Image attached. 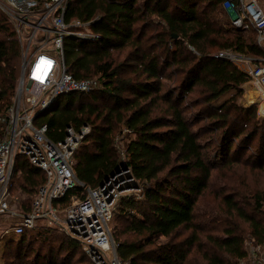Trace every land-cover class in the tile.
<instances>
[{"label":"trees","instance_id":"obj_1","mask_svg":"<svg viewBox=\"0 0 264 264\" xmlns=\"http://www.w3.org/2000/svg\"><path fill=\"white\" fill-rule=\"evenodd\" d=\"M217 14L225 16L222 0H68L65 23H90L96 38H64L65 65L76 79L98 78L103 89L61 96L38 119L47 124V137L53 142L64 139L67 127L76 132L89 129L74 152L73 168L76 178L92 189L122 163L114 146L116 132L122 128L132 136L123 144L124 162L140 198L122 196L113 211L111 234L121 263L183 264V248L196 242L192 235L177 243L172 240L181 229L193 231L194 207L215 162L220 158L227 162L232 152L231 162L238 163L258 136L256 163L259 168L264 164V130H258L256 108L237 104L249 77L218 57L230 50L264 59V52L243 35L246 32L221 22ZM124 50L132 66L113 62L112 53ZM20 60L13 27L0 11V119L11 106ZM190 93L193 98H188ZM250 124L251 130L245 132ZM3 127L0 123V140ZM205 136L211 138L202 140ZM44 181L43 172L17 157L11 191L14 184L25 195L19 203L21 212H28ZM252 198L240 205L230 196L223 201L236 219L247 224L248 241L259 246L264 244V198L260 194ZM36 230L16 240L9 235L6 244L0 240V259L7 249L14 260L30 261L19 264H93L79 243L64 233L51 234L56 230L45 226ZM243 235L239 227H228L221 237H211L203 252L205 263L244 261ZM48 237L58 249L48 246L44 254L40 248ZM38 239L40 247L25 253L24 248ZM61 251L66 255L59 258L56 253Z\"/></svg>","mask_w":264,"mask_h":264},{"label":"built area","instance_id":"obj_2","mask_svg":"<svg viewBox=\"0 0 264 264\" xmlns=\"http://www.w3.org/2000/svg\"><path fill=\"white\" fill-rule=\"evenodd\" d=\"M67 5L68 0H0V11L13 27L21 56L11 106L0 119L4 125L0 140V217L13 219L0 235L17 237L41 223L77 241L93 264H125L117 258L110 223L122 197L120 187L132 180L128 178L129 171H121L102 187L85 186L75 176L73 156L89 129L83 127L76 132L67 127L64 139L53 142L47 137V124L38 119L61 96L103 89L98 78L76 79L65 65L64 38H96L89 30L90 23H65ZM222 10L234 14L230 20L233 28L242 32L253 30L257 42L264 43V0H222ZM218 57L248 75V83L259 92L258 117L264 118V59L260 65L244 66L249 64L244 56L233 51H221ZM117 144L115 140L118 156L125 163L123 145ZM18 156L43 172L45 181L28 212L15 214L9 205ZM15 219L18 221L14 222ZM246 245L247 263L264 264V244L254 246L248 241Z\"/></svg>","mask_w":264,"mask_h":264},{"label":"rangeland","instance_id":"obj_3","mask_svg":"<svg viewBox=\"0 0 264 264\" xmlns=\"http://www.w3.org/2000/svg\"><path fill=\"white\" fill-rule=\"evenodd\" d=\"M234 17V14L229 11L225 16L221 14H217V19L221 22L228 21L230 23V20ZM76 30H80L82 32H86L84 28H77ZM245 37H251L254 39L256 44L259 46V48L264 52V43H258L256 40L255 35L248 31L243 34ZM127 50H124L122 52L115 51L112 53V59L115 64H123L124 67L132 66V64L128 61H126ZM246 63L244 66L247 65H255L253 62V59L259 60L260 63L263 60L260 56H254V55H247L244 56ZM259 64V63H258ZM256 64V65H258ZM260 65V64H259ZM165 87L169 86L170 83L164 82ZM250 92V94H248ZM247 95H250L253 99L251 101H248ZM194 93H190L188 95V98H193ZM260 101L259 92L256 87H254L250 83H246L243 86V95L237 99V104L243 108H247L248 106L254 105L256 108V116L255 121L258 122V130L263 131L264 130V118L258 117V111L257 106L258 102ZM193 112V111H191ZM202 124V123H201ZM251 130V124L245 129V132H248ZM218 134V133H215ZM215 134L211 135L212 138H214ZM211 136H205L202 137V140H207L208 138H211ZM132 136L128 134L124 129L121 128V131L116 132L114 136V141L117 140V145H123L126 138H131ZM257 138L252 141L249 144L248 150L245 151L241 159L238 163H232L233 160L232 152H230V155L228 157L227 162L224 160V158L218 159L215 163V165L212 167L211 170V177L208 181V184L205 188V190L200 194V196L197 198L196 205L194 207V222H193V231L181 229L178 233V236L173 238L172 242L177 243L185 238H188L190 235L193 236L195 240V245L191 247L190 249L183 248V250L186 252L185 260L183 261V264H206L203 260V252L206 250V244L210 240L211 237H221L223 234V231L225 228L228 227H239L244 232V242L245 247L247 249V242L249 240L248 236V230H247V224L239 219H236L227 209L226 204L224 203L223 199L225 196H230L231 200L234 202H237L239 205L242 202H246L247 200L251 202L253 200L252 196L255 194H260L262 198H264V164L262 165V168L258 167V161L259 158L256 157V151L255 146L257 142ZM230 160V161H229ZM257 162V163H256ZM16 179H14L13 183L16 185ZM12 184V191H11V200H10V209L15 213H20L19 203L22 202L25 199L24 194L18 193L17 190H15V185ZM135 182L132 180L127 182L124 186H121L122 195H133L138 196L140 195V191ZM236 192H238V195H234ZM137 198V197H136ZM262 212H264V206L262 207ZM13 219H8L7 217H0V231L4 230L9 222H12ZM18 220L15 219L14 222H17ZM41 223H37V227H41ZM115 225L114 222V213L112 215V220L110 223V229L113 230V227ZM36 227L34 229H27L25 232L28 235L35 234ZM56 232V233H55ZM52 232L51 234H58L57 231ZM50 234V235H51ZM1 236V235H0ZM12 239L16 240L17 237L11 236ZM10 236H1L0 240H3L2 244H6ZM48 241L45 243V246L40 248L42 253H46L48 251V246L51 248L53 247L54 250L58 249V243L53 242L51 237H48ZM42 242V241H41ZM160 242H165L164 239H161ZM3 246V245H1ZM40 247V239L36 240L34 244L31 246L24 248L25 253H29V249L37 250ZM2 249V247H1ZM56 253V252H55ZM59 258L64 257L66 254L64 251L57 252ZM32 258L31 256H28ZM76 256L74 260H77ZM30 260V259H29ZM19 262H30L25 261L22 259ZM18 261L14 260L13 255L10 253L9 250L5 249L4 251V257L0 259V264H19ZM244 262V263H243ZM81 264V263H77ZM237 264H249L247 263V260L240 261Z\"/></svg>","mask_w":264,"mask_h":264},{"label":"water","instance_id":"obj_4","mask_svg":"<svg viewBox=\"0 0 264 264\" xmlns=\"http://www.w3.org/2000/svg\"><path fill=\"white\" fill-rule=\"evenodd\" d=\"M174 38H175V36H173ZM121 171H124V172H126V171H129L128 170V167H127V165L125 164V163H122V165L120 166V167H118L109 177H107L105 180H104V182H107L110 178H114L116 175H118ZM128 178H130L131 179V175H130V172H128ZM104 182H102L101 184H100V187H102L103 186V184H104ZM137 188V187H136Z\"/></svg>","mask_w":264,"mask_h":264},{"label":"bare ground","instance_id":"obj_5","mask_svg":"<svg viewBox=\"0 0 264 264\" xmlns=\"http://www.w3.org/2000/svg\"><path fill=\"white\" fill-rule=\"evenodd\" d=\"M247 97H248V101H251L252 99H251V97H250V95H247ZM251 99V100H250Z\"/></svg>","mask_w":264,"mask_h":264},{"label":"crops","instance_id":"obj_6","mask_svg":"<svg viewBox=\"0 0 264 264\" xmlns=\"http://www.w3.org/2000/svg\"><path fill=\"white\" fill-rule=\"evenodd\" d=\"M248 94H250V92H249ZM251 99H253V98L251 97ZM251 99H250V100H251Z\"/></svg>","mask_w":264,"mask_h":264}]
</instances>
